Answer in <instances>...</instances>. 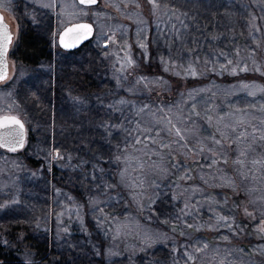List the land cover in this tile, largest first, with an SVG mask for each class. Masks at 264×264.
I'll return each mask as SVG.
<instances>
[{"label":"rangeland","instance_id":"1","mask_svg":"<svg viewBox=\"0 0 264 264\" xmlns=\"http://www.w3.org/2000/svg\"><path fill=\"white\" fill-rule=\"evenodd\" d=\"M99 1L100 3L95 6H84L78 3L77 0H3L5 6L0 7V12L3 14L12 33V42L8 52L9 79L0 82V114L13 113L23 117L19 114V110L23 109L25 105L11 94L15 82L29 81L37 86L34 88L33 96L35 94L42 95V91H38L39 87L46 85L54 88L56 86L57 69L66 67L67 70L73 71V67L68 68V65L61 62L60 57L63 54L60 51L62 50L54 44H57L58 34L62 28L80 21L91 22L94 25V32L90 42L86 45V49L84 48L78 53L77 58L79 61L87 64L92 63L94 55L98 54L96 51L100 48L104 51H115L120 56L138 54L141 61L144 60L143 50L139 48L138 41H143L147 43L148 54L153 58V60L151 59L152 71L147 77L161 76L164 81H167V86L161 88L158 84H149V88L152 90L148 91L143 82L139 84L140 86L135 84L139 77L144 74L134 75V78L129 80L130 82L128 81L127 85L120 86L117 84L119 75L116 73V84L110 90L112 96L106 98L105 105L108 107V105L114 104L117 100L123 98L122 95L118 96L121 88L127 92L129 98L124 99L130 103L117 105L119 111L122 112L121 115H123L120 128L124 125L127 126V132L120 135L121 138L119 139L121 142L124 141L126 150L133 149V153L125 151L124 156H128L130 159L119 167L115 181L109 178L110 174H108V179L103 180L101 178L103 172L92 178L69 172L74 165L65 157L66 152L55 148L56 141L52 143V146L46 144V139L43 136H40V139L31 144L26 138L22 155L0 148V205H3V207H0L1 243L10 249L18 248L24 253L27 251L33 253L35 251L33 249L34 245H31L25 239L28 230L38 228L46 220L53 219L56 231L63 233V228L69 229L68 225L70 227L71 224H81L83 219L86 225L87 219H90L94 223V227L100 230L99 237L102 238L101 249H104L103 252L116 253L115 255L106 256V264H121L114 260L125 258L124 255L132 252L136 246L153 245L156 241L170 243L169 249L172 250V254L168 259V263L165 262L164 264H221V261H223V264H234L243 261L245 254L240 252L226 256L227 253L223 251L225 246L220 245V243L223 240L222 237L229 236V233L232 232L222 226L224 222H220L221 226H218L216 230L208 227L209 224H216L215 214L210 211V207L213 208L212 200L202 202L201 199L204 196L196 195L192 187L183 189L182 183L175 187L179 194L182 195V192L183 194L184 192L187 193L183 202L189 203L190 215L184 216L181 221L176 220L175 217L181 215L178 211V209H181L178 204H174L170 212L156 215V217L158 216L163 220V223L167 220L169 224L167 225L169 226V229H167L169 232L167 233L149 224L150 217L154 215L151 210L148 214H142V220L136 214L135 208L137 207L136 203L149 205V197L155 198L154 192H149L150 194L147 197H143V194L148 185L149 177L147 173L156 171L154 164L163 165V162L160 161L162 157L154 146H160V140H163L164 143L167 142L165 132L169 125L167 123H156L157 119L167 120L165 117L166 112H169L168 119L174 118L180 121L184 116L183 110L180 108L185 103H189L190 108H192L190 112H193V105H195V112H208V121L211 117L209 122L214 125V129L211 130L215 131L217 135H220V133L225 135L227 130L237 129L254 120L259 122L256 134L258 136L264 134V93L257 91L254 96H250L248 90L241 88V82L264 87V74H262L264 73V0H158L161 7L155 16L152 14V6L148 0ZM136 3H139L140 7L137 8ZM44 4H54L55 7H43ZM164 4H168L167 9L164 8ZM182 13H187V15H182ZM177 16L180 17L179 20L176 18ZM50 18L52 24L49 30L47 23ZM180 20L183 21V25ZM30 26L37 30L36 33L40 37H44V39L53 43L49 49V56L40 60L35 67L19 62L12 56L13 47L20 33L28 28L31 29ZM138 29L140 30L139 36L137 34ZM177 34H179L180 39H177ZM213 36L217 38L213 40ZM87 49H93L94 51H87ZM237 49H239V56L236 55ZM189 50H192L191 55ZM98 52L100 53L101 50ZM221 52H224L227 58L220 55ZM161 55L166 59L171 55L172 60L177 65L184 64L186 66L188 61L191 60L197 70L203 74L196 77L190 75L185 77L183 69L180 67L175 68L176 72L181 73L179 76L174 75L172 71L165 72L160 63ZM197 56L199 57L198 62L196 60ZM205 58L214 59L217 68L220 64L226 65L227 60L231 59L234 64L239 62L241 68L245 64L249 68L247 72L238 71L236 74H253L239 77L238 81L227 84L218 81L211 75L218 77L225 74L231 75L230 71L222 74L204 71L205 67H213V64L205 65ZM257 66L260 67V72L254 70ZM71 72L69 71V73ZM62 74L65 75V73ZM67 76L70 80L73 79L72 73L67 74ZM198 77L206 78L208 82L199 81L194 82L196 85L194 83L190 84L194 78ZM177 83L181 84L182 94L180 93L170 102L163 100V93L164 95H170L171 88ZM128 89H133V92H129ZM193 89L196 91H192ZM200 89H203V91L207 89L209 95L201 94ZM32 90V86H26L23 93L29 94ZM150 92H153L151 100L148 97ZM226 95L230 96L228 99H231L232 96L237 98L228 100L222 106L214 105L217 96ZM30 96L31 94L25 95V99H30ZM67 101L74 103L69 97H67ZM76 103H79V107L86 104L83 100L76 101ZM133 103L135 108L132 106ZM145 104L149 107L141 113L139 110ZM67 106V103L60 102L58 107H54L53 116L48 119L55 126V132L59 135L53 136V138L59 137V139L57 138L58 144L64 146H67L71 139L73 141L77 140L79 143H85L87 135L81 133L80 128L87 119L85 118L86 113L83 112L80 115L81 110L79 107L68 111L65 108ZM26 107V113L30 115L32 110L36 109L33 102L27 103ZM161 108L164 111H158ZM152 113L156 114L155 118ZM23 118L24 123L27 124L28 117ZM36 123L37 127H41L43 121H40V124L37 121ZM176 127L180 128L181 133L186 139L190 140H193L194 130H196V133L199 130V126L195 124L191 125L192 129H187L182 125ZM146 128H152L153 130L151 133H145L143 130ZM26 129L28 134V128ZM66 129L69 130L65 131ZM158 130H163L159 137L157 136ZM206 132L209 131L206 130ZM241 132L245 133L240 138H244L246 144L250 140L254 141L255 134H252L253 131L250 128L247 131H237L236 135L239 136ZM137 135H139L141 141L138 144L135 142ZM146 135H150L157 142L153 143L152 139H145ZM174 136L173 138H175ZM143 141H145L143 145L146 146V149H139L138 152L136 147L142 144ZM239 144L236 155H239L246 147L243 143ZM174 149L179 152L183 151V147L177 144L174 145ZM57 152L60 153L62 158L53 159ZM94 154L98 155V153ZM26 156L33 157L41 162L32 165L26 161ZM53 164L61 168L60 175L51 171ZM79 164L81 165V162ZM126 164L128 165L127 171L123 182H121L120 170L125 168ZM182 168L181 166L180 169ZM67 169L69 174L63 172ZM178 171L181 172V170ZM97 177H99L98 180ZM105 184L113 185V187H106ZM115 184L123 187L127 192L124 195L121 194L116 190ZM50 189L55 191L51 203L48 204V191ZM57 189H59V192H57ZM75 192L81 197L76 196ZM133 193L137 194L135 200H133ZM69 197H72V199H69ZM188 197H192V199L188 200ZM90 198L94 202H90ZM253 198L260 210L263 209L262 198L259 195H255ZM82 200H84V203ZM138 208L140 211V207ZM100 209H103V213ZM215 211L220 215L227 216L216 206ZM61 213L62 215H59ZM58 215L59 220L57 219ZM173 225H176L175 231H173ZM188 225H192V227L189 228ZM88 226L91 227L89 224ZM203 228L205 233L211 235V237L199 236L197 231L199 229L202 231ZM118 229L119 234H117ZM180 231L184 234L186 232L188 235L185 242L178 244L175 241V236L176 234L179 235ZM147 236H150L151 240L147 239ZM96 241L98 244L99 240L96 239ZM205 243L208 244L207 248L203 247ZM179 246L180 249H178ZM197 247L201 248L200 252L195 251ZM53 250L54 254L57 255L54 258L55 261L63 258L60 261L61 264L62 262L69 264L70 259L74 260L72 264H84L80 257L81 254L86 252L83 250L81 242L68 240L63 243L61 238H58L53 245ZM185 251L192 253L196 259L188 260L184 255ZM66 256L70 259L67 260ZM158 260H162L161 263L164 262L162 257H159ZM145 263L147 262L142 264Z\"/></svg>","mask_w":264,"mask_h":264},{"label":"trees","instance_id":"2","mask_svg":"<svg viewBox=\"0 0 264 264\" xmlns=\"http://www.w3.org/2000/svg\"><path fill=\"white\" fill-rule=\"evenodd\" d=\"M51 24L50 18L47 23L49 30ZM33 30L34 29L31 27V29L28 28L20 33L19 38L13 47L12 53L14 59L19 62L21 61L24 64H29L31 67H35L40 60L49 56V49L53 45L51 41L49 42L44 39V37H40V35L36 33L37 30ZM91 38L86 43L73 50L61 49L58 42L57 44H54L55 46L58 45V47L62 50L60 51L63 54L62 57H60L61 62L68 65V68L73 67L72 72L70 69L67 70L66 67L57 69V77L55 80L56 86L54 88L46 85L41 86L38 88V91L41 90L42 95L35 94V96H33L34 88L37 86L29 81L25 80L26 82H24L21 80V82L18 81L14 83L11 94L15 99L25 105L23 109L19 110V114L23 115V117H28V123H25L26 128H28L26 138L29 140L30 144L37 139H40V136L45 137L46 144L50 146H52V143L56 141L55 148L66 152L65 157H67L74 165L69 172L83 174L87 178H92L96 174L103 172V176L101 177L103 180L106 178L108 179V174H110L109 178L115 181V176L118 173L117 171L119 167L125 162L117 163L114 157L116 155H121L123 157L126 154L125 151L133 153V149L126 150L124 141L121 142L119 139L121 138L120 135L127 132V126L124 125L122 128L113 127V125H121L123 122L122 121L120 123L123 116L121 115L122 112L113 111L112 108L107 107L105 105V100L106 98L112 96V92H110V90L116 84V73L119 75L120 86H125L128 84L129 80L134 78V75H150L152 71L151 67L153 58L149 54L152 60L150 59L148 62H145V60L140 61L139 55H134L133 53L131 57L137 62V66L127 65L126 58L128 56H120L117 55V52L115 51L109 52L108 50L104 51L100 48L96 51L98 56L94 55L95 57L93 58L92 63L87 64L79 61L77 56L82 49H86V45L90 42ZM99 50H101L102 53H99ZM87 51L94 50L87 49ZM94 54L96 53L94 52ZM63 63L62 65H64ZM122 66L123 70L117 71L122 68ZM69 71L72 73L73 77L71 80L69 79V76H67L68 78L66 77L67 74H71ZM62 73H65V75ZM238 74H225L220 77L211 74L209 75L215 77L218 81L231 84L238 81L239 77H246L253 73ZM199 81L204 83L208 82L206 81V78L202 77H198L196 79L194 78L193 81L189 82L190 84H193L194 82L197 83ZM26 86H32L33 88L32 92L29 94L23 93ZM171 89L172 92L170 95H164L163 93V100L170 102L172 99L176 98L177 95H180L181 84L177 83V85L173 86ZM207 91L208 90L205 89L201 92V94H206L208 96L209 91ZM152 93L153 92L148 93L150 100L152 99ZM30 94L33 98L30 96V99H25V95ZM120 95H122L121 97L123 98H129L127 92H125L122 88L119 91L118 96ZM67 97L74 101V103L68 102ZM74 97H78L79 100H83V102L86 103L85 106L79 107V103H76V101L79 100L73 99ZM228 98H230V96H217L215 98L214 105L222 106L228 100H232L237 97L232 96L231 99ZM158 99H160V97H158ZM32 102L35 103L36 109H31L32 114L30 115L26 113V109L29 106L28 105L26 107V104ZM60 102L67 103L68 106L65 108L68 109V111L69 109L72 110L73 108L77 109L79 107L81 110L80 115H82L83 112L86 113L85 118L87 119L80 128L81 133H85L87 135L85 143H79L77 140L73 141V139H71L69 141L70 143L67 146H64L58 144L57 138L59 139V137L53 138V136L59 135L55 132V126L48 119L53 116L52 112L55 111L54 107H58ZM180 109H182V112L184 113L182 118L183 120L181 119L180 121H177L172 118L170 119L172 124L176 126L182 125L187 129H192L193 127L191 128V125L195 124L199 126V130L197 133L196 130H194V133L192 134L193 140L186 139V141L180 142L181 144L185 142L187 143V148L183 147L182 152L174 149V145L176 144H171L170 148H161L159 145L154 146L155 149L157 148L159 151L158 153L162 157L160 161L163 162V166L168 169V175L166 177H162L158 171H151L147 173L149 177L148 185L143 197H147L150 194L149 192H154L157 203L151 205L143 204L144 208L147 207V211L144 209L142 213L138 208L139 203H136V214H138V216L142 219V214H148V208L151 207V211L155 216L153 215L150 217L149 224L158 227L162 232L167 233L169 232L167 230L169 229V226H167L169 224L163 223V220L158 218V216L170 212L174 204H178L179 208L184 207L185 203L183 200L187 195L186 192H184V194L182 192V195L179 194L175 187L179 183H182L183 189L188 187H192L193 189L196 188L198 190L195 194L200 197L204 196L201 199L202 202L210 199L212 201L214 200L215 203L212 204L214 209L216 206L220 211L227 214L228 217H234L237 223L247 225L243 232H239L237 235L229 233V239L222 240L220 245L225 246L223 251L227 253L226 256H229L231 253L240 252L241 254H245V261H238L234 264H264V252L259 249L260 245H264V239L259 238L254 231L260 220L264 219V216H262V212L264 213V140H261L260 136L256 134L259 122L254 120L247 123V125L240 124L242 125L240 126L242 128L239 127L235 129V131L227 130V134L222 136L221 133L220 135H217L215 131L213 132L211 130L212 128L214 129V125L213 123L211 125L208 121V112H190L192 108H190L189 103H185ZM38 116H40L38 119L43 121L41 127H37L36 121L40 124V121L37 119ZM168 116L169 112H166L165 117L167 120H169ZM23 117L20 116V118L24 121ZM249 128L253 131L252 134H255L253 138L254 141L250 140L249 143L246 144L245 139L240 138L237 142V131H247ZM68 130L69 129H66L65 131ZM206 130L209 132L207 133ZM174 135V132L170 135L166 129L165 138L167 142H165V144H169L171 141L179 139V137ZM213 135H215L216 139L222 141V146L214 145L211 139ZM173 136L176 139L173 138ZM144 142L145 141L136 147L138 152L139 149H146V146L143 145ZM239 143H243L246 146L245 149H243V156H241L240 153L239 155H236V149L240 146ZM117 144H119V149L117 148ZM201 147H203V151H201ZM209 149H213L218 153L216 158L220 161L217 165H214L211 168L207 166L211 163L212 159V152H210ZM23 151V149H19L15 152L22 155ZM94 153H98V155ZM224 154L228 157L227 164L223 163ZM206 157L207 159H205ZM25 159L32 165H36L41 162L40 160H35L30 156H26ZM237 159H240L243 163H234ZM254 161H256V163H254ZM80 162L81 165L79 164ZM173 164L180 165V167L182 166L183 168L180 169V167H173ZM201 165H203V167H201ZM178 170H181V172ZM51 171L54 174L60 175L62 170L59 166L53 164L51 166ZM67 171L68 169L63 170L64 173ZM69 172H67V174H69ZM241 172L244 173L243 176H241ZM98 179L99 177H97V180ZM205 181H207V183H205ZM229 182L235 184V191L231 186H229ZM154 184L158 185V187H154ZM116 185L117 184H115V186ZM116 190L123 195L127 192L126 189L121 186H116ZM54 191V189H50L48 191V204L52 201ZM75 194L76 196L81 197L77 192H75ZM174 194L177 196V200L175 201L172 200V196ZM255 195H259V197L262 198L263 209L261 210L254 202L253 196ZM225 198H227V203H225ZM82 201L84 203V200ZM245 206L247 207L248 212L255 215V221L252 220V217L244 215L243 208ZM157 214L158 216L156 217ZM88 224L91 227H89ZM68 228L67 233H59L55 229L54 220L48 219L44 224L39 225L38 228L28 230L25 234V239L30 242L31 245H34L33 249H35V251L33 253L31 251L24 253V251H21L18 248L10 249L8 246L3 245L0 241V264H24L26 258H30L33 261V264H61L60 261L63 258L58 261L54 260L57 255L54 254L53 245L58 238H61V242L63 243L68 240L71 242H81V246H83V250L86 252L81 254L80 257L82 258L81 260L84 264H106V256L96 254L98 250L103 252L104 249H101L102 238L99 237L100 230L94 227V223L90 219H87L86 225L83 219L84 230H82L80 223L71 224L70 227L68 225ZM180 232L179 235L176 234L175 236V241L178 244L183 241L185 242L186 236L188 235L186 232L184 235H181ZM197 233L199 236L211 237V235H207L205 233L204 228L202 231L199 229ZM96 239L99 240L98 244ZM169 244L170 243L166 244L161 241H156L153 245H142L143 247L136 246L132 252L124 255L125 258H118L114 261L120 262L121 264H126L129 261L130 262L128 264H142L144 262H147L145 264L168 263V259L172 254V250L169 249ZM178 249H180V246ZM26 253L28 254L27 257L25 255ZM159 257L163 258V263H161L162 260H158ZM66 259L69 260L70 258L66 256ZM73 261L74 260L70 259L69 264H72ZM62 264L65 263L62 262Z\"/></svg>","mask_w":264,"mask_h":264},{"label":"snow or ice","instance_id":"3","mask_svg":"<svg viewBox=\"0 0 264 264\" xmlns=\"http://www.w3.org/2000/svg\"><path fill=\"white\" fill-rule=\"evenodd\" d=\"M97 0H79V3L81 5H94L96 4ZM149 4H151L152 6V14L155 16L157 11L160 9L161 5L158 2V0H148ZM5 4L3 2V0H0V7H4ZM43 7H55V5H48V4H44L42 5ZM127 6V5H126ZM135 6L138 8L140 7L139 3H136ZM164 8L167 9L168 8V4H164ZM182 15H187V13H182ZM178 20L180 19L179 16L176 17ZM2 20L3 17H0V82H4L6 80L9 79V77L7 76V72L5 70V65H4V56L5 53H7L8 51V45L12 42V36L9 34V32L7 31V29L4 28L3 24H2ZM180 23L183 25V21L180 20ZM178 33V30H177ZM92 34V26L90 24H86V23H78V24H73L70 27L65 28L64 32H62L60 34V43L63 47L65 48H70L73 47L75 43H78L80 40L86 39L88 36H90ZM137 34L139 36L140 34V30H137ZM67 38V39H66ZM217 37L213 36L212 39L215 40ZM109 39H111V37H109ZM146 39V37H145ZM177 39H180L179 34H177ZM127 47V44L125 45ZM138 46L140 49L143 50L142 55L143 58L145 60V62H148L151 57L148 54V45L147 43L143 42V41H138ZM192 50H189V54L191 55ZM220 55H223L226 57V54L224 52H221ZM236 55L239 56V49L236 50ZM227 58V57H226ZM197 62L199 61V57H196ZM126 63L127 65H133V66H137V62L131 58V56H128L126 58ZM160 63L163 66V70L165 72H169L172 71L174 75H181L180 72H176L175 68L176 67H180L183 69V75L185 77L187 76H192V77H196L198 75H201L203 73L199 72L197 70V68L195 67V65L193 64V62L191 60L188 61L187 65L185 66L184 64H179L177 65L176 62L174 60H172L171 55H169V57L166 59L163 55L160 56ZM205 65L208 64H213V67L208 68L205 67L204 71L206 72H217L218 74H222L223 72H229L231 74H236L238 71H243V72H247L249 70L248 66L245 64V66L243 68H241L239 66V62H236L234 64L233 60L228 59L227 60V64H220L219 68H217L215 66L216 61L213 60H209L207 58H205L204 61ZM123 70V66L121 69H118L117 71H122ZM257 72H260L261 69L259 66L255 67L254 69ZM264 74V73H262ZM141 82H143L144 87L146 89H148V91H151L152 89L149 88V84H158L160 85L161 88H165L167 86V81L163 80V77L161 76H154L152 78H149L147 76H140L139 79L136 81V84L139 85ZM117 84L120 85V80L119 78H117ZM241 88L248 90V94L250 96H254L256 94L257 91H260L262 93H264V87H260V86H255V85H249L248 83L245 82H241ZM129 92H133V89H128ZM192 91H196L195 89H193ZM200 91H203V89H200ZM73 99L79 100L78 97H74ZM130 102L124 98H121L119 100H117L114 104H110L108 105L109 108H112L113 111H119V109L117 108V105H126L129 104ZM133 108H135V104H132ZM149 107V105L145 104L143 106V108H141L139 111L141 113L144 112L145 109H147ZM158 111H164L163 108L158 109ZM170 111V109H169ZM193 111H195V105H193ZM153 117H156L155 113H152ZM198 115V113H197ZM209 121H211V117H209ZM156 123H167L170 127L167 129L168 133L171 135L174 134L179 137L178 140H173L171 141L169 144H165L163 142V140H160V146L161 148H170L171 144H177L180 147H184L187 148V143H183L181 144V141H186V137L181 133V129L176 127V125L172 124V121L169 119L167 121H164L163 118L161 119H157ZM113 127H121V125L117 124V125H113ZM153 129L152 128H146L143 131L145 133H151ZM163 130H158L157 131V136L159 137L161 135V132ZM233 131H235V128H233ZM256 131V130H254ZM222 136H224L223 133H221ZM245 135V133L241 132L239 134V136L236 138L237 142L240 140V137H243ZM24 125L23 123H21L20 119L16 116V115H11V114H0V148H5L7 149L9 152H15L17 151L18 148H22L24 145ZM145 139H152L153 143H156L157 140L152 138L150 135H146L144 137ZM226 138V137H225ZM214 145H221L222 146V141L218 140L215 138V135H213L211 137ZM261 140H264V134H262L260 136ZM135 142L138 144L140 143V137L139 135H137L135 137ZM117 148L119 149V144H117ZM201 151H203V147H201ZM210 152H212V159H211V163L208 164L207 166L209 168H211L214 165H217L220 161L216 158L218 156V153L213 150V149H209ZM240 155L243 156L244 152L241 151ZM58 158H62L60 156V153L57 152L56 156L53 157V159H58ZM115 161L117 163H121V162H127L129 161V157L128 156H121V155H116L114 157ZM207 159V157L205 158ZM223 163L227 164L228 163V157L226 154L223 155ZM234 163L236 164H242L243 162L240 159H237L236 161H234ZM254 163H256V161H254ZM127 164L125 166V168H122L120 170V179L121 182H123L124 177H125V173L127 171ZM154 167L156 169V171H158L162 177H166L168 175V169L166 167H164L163 165H156L154 164ZM173 167H180V165L177 164H173ZM201 167H203V165H201ZM241 176L244 175V173H240ZM183 178V177H181ZM205 183H207V181H205ZM106 187H113V185H108L105 184ZM154 187H158V185H153ZM229 186H231L233 188V190L235 191V184L232 182H229ZM198 189L194 188L193 192L195 193ZM57 192H59V189H57ZM133 195V200L136 199V195L135 193L132 194ZM69 199H72V197H69ZM192 197H188V200H191ZM172 200L175 201L177 200V196L174 194L172 196ZM149 201H150V205L151 204H155L157 203L156 199L154 197H149ZM90 202H94L91 198H90ZM212 203H215V201L213 200ZM225 203H227V198H225ZM0 207H3V205H0ZM140 207V211L142 212L144 209V205L141 203L139 205ZM239 207V206H236ZM190 209V205L188 202H185L184 204V208L178 209V211L181 213L180 216L175 217L176 220L181 221L183 219L184 216L190 215L191 212L189 211ZM149 210H151V207L149 208ZM101 213H103V209H100ZM210 211H212L215 214V218H216V224H209L208 227L212 230H216L218 226L220 225V222H224L223 223V227H226L230 232H232L233 235H237L239 232H243L245 230V228L247 227V225H242L240 223H237L235 221L234 217H228V216H223L220 215L218 213H216L214 208L210 207ZM244 211V215L245 216H250L252 217V220L255 221V215L253 213L248 212L247 207L245 206L243 208ZM59 215H62L59 214ZM59 215L57 217V219L59 220ZM262 216H264V213H262ZM78 219H79V215H78ZM231 221V222H229ZM165 223H167V220L164 221ZM99 223V221H98ZM81 227L82 230L83 229V221L81 220ZM189 228L192 227V225H188ZM235 229V230H234ZM176 230V225H173V231ZM238 230V231H237ZM63 231L65 233L68 232L67 228H63ZM254 231L256 232L257 236L261 239H264V219H261L259 224L256 226V228L254 229ZM117 234H119V229L117 230ZM181 235H184L183 232H181ZM115 238V237H114ZM147 239L151 240L150 236L146 237ZM224 240L229 239L228 236H224L222 237ZM5 243H7V241H5ZM204 248L208 247V244L205 243ZM260 251L264 252V245H260L259 246ZM173 251H175V249H173ZM196 252H200L201 248L197 247L195 249ZM97 255H105V256H111V255H115L116 253H112L110 251L108 252H100L97 251L96 252ZM26 257L28 256V254H25ZM184 255L187 257L188 260H195L196 257L188 252L185 251ZM24 264H33V261L30 258H26L24 261ZM221 264H223V261H221Z\"/></svg>","mask_w":264,"mask_h":264},{"label":"water","instance_id":"4","mask_svg":"<svg viewBox=\"0 0 264 264\" xmlns=\"http://www.w3.org/2000/svg\"><path fill=\"white\" fill-rule=\"evenodd\" d=\"M77 2L79 3V0H77ZM98 3H99V0H97L96 4H94V5H84V6H95V5H97ZM0 17H3V14H2L1 12H0ZM78 23H86V24H90V25L92 26V34H91L90 36H88L86 39L80 40L78 43H75L73 47H70V48H65V47H63V46L61 45V43H60V34H61L62 32H64L65 28L70 27V26H72L73 24H78ZM2 24H3L4 28L7 29V31L9 32V34L12 36V33L10 32V30H9V26H8L7 22L5 21L4 17H3V20H2ZM93 32H94V25H93L91 22H88V21L75 22V23H72V24H68V25H66L64 28L61 29V31H60L59 34H58L57 42H58V45H59V47H60L61 49H63V50H73V49L78 48V47L81 46L82 44L86 43V42H87V41L93 36ZM66 39H67V38H66ZM10 44H11V43H10ZM10 44L8 45V51H7V53H5V56H4V65H5V70H6V72H7V76H8V71H9L8 52H9ZM11 115H15V114H11ZM16 116H17V115H16ZM17 117L20 119L21 123H23V125H24V136H23V139H24V144H25L26 135H27L26 125H25L24 121H23L19 116H17ZM23 147H24V145H23ZM23 147H22V148H23ZM22 148H18L17 150L22 149ZM3 149H5V148H3ZM6 150H7V149H6Z\"/></svg>","mask_w":264,"mask_h":264},{"label":"flooded vegetation","instance_id":"5","mask_svg":"<svg viewBox=\"0 0 264 264\" xmlns=\"http://www.w3.org/2000/svg\"><path fill=\"white\" fill-rule=\"evenodd\" d=\"M26 141V140H25Z\"/></svg>","mask_w":264,"mask_h":264}]
</instances>
